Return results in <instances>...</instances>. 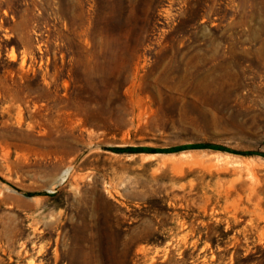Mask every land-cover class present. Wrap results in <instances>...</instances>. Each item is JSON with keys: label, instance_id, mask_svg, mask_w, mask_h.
Instances as JSON below:
<instances>
[{"label": "rangeland", "instance_id": "obj_1", "mask_svg": "<svg viewBox=\"0 0 264 264\" xmlns=\"http://www.w3.org/2000/svg\"><path fill=\"white\" fill-rule=\"evenodd\" d=\"M0 264H264V0H0Z\"/></svg>", "mask_w": 264, "mask_h": 264}, {"label": "bare ground", "instance_id": "obj_2", "mask_svg": "<svg viewBox=\"0 0 264 264\" xmlns=\"http://www.w3.org/2000/svg\"><path fill=\"white\" fill-rule=\"evenodd\" d=\"M67 173H68V170L64 172L63 178L67 175Z\"/></svg>", "mask_w": 264, "mask_h": 264}]
</instances>
